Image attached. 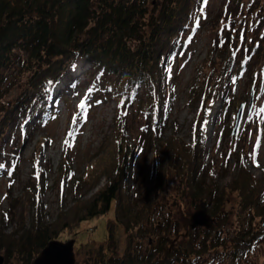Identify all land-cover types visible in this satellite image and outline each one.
<instances>
[{"label":"rangeland","instance_id":"rangeland-1","mask_svg":"<svg viewBox=\"0 0 264 264\" xmlns=\"http://www.w3.org/2000/svg\"><path fill=\"white\" fill-rule=\"evenodd\" d=\"M233 1L202 0L199 7L192 9L194 20L190 26H194L195 30L187 37L189 41L184 45V53L181 52L177 63L169 68L171 78L167 81L168 108L164 111L166 124L161 135L164 141L174 136L189 148L195 146V121L207 107V102L203 100L204 94L201 97L199 92V84L204 83L212 70L216 73L222 71V67L217 68L219 62L215 60V56L211 60L209 56L214 43L221 39L224 31L228 32V28L232 27L229 31L231 37H228L224 45L219 44V47L232 53L231 62L235 60L239 65L233 71H226L218 85L221 98L213 105L204 127L206 152L199 169L206 184L215 185L220 191L238 175L241 165L260 180L264 188V56L259 57L256 62L244 61L247 48L255 43L254 40L259 35H254L255 30L250 33L249 28L241 25L238 22L239 15L232 20L228 19ZM161 2L162 0H153L150 9ZM244 2L247 5L240 8L244 10L243 13L247 8H258L256 12L261 23L255 25L254 29L263 34L264 0ZM242 17L240 15V19ZM18 56L24 62V54L18 53ZM78 61L88 67L79 77L78 84L61 89L57 96L60 80L50 96V104L58 113L57 119L42 125L35 114L27 120L25 126L20 127L15 122L6 131L8 149L13 150L18 146L19 155L14 174L10 175L11 171L8 174L0 173V230L6 235L19 236L22 230L31 228L38 207L41 208V224L52 223L61 213L73 207L78 199L89 198L104 186L107 181L105 174H101L95 188H92L87 175L100 163L101 153L103 155L111 148L110 141L114 138L115 127H120V124L125 137L121 138L119 135L118 138H125L131 145L142 142V146L148 148L146 154L139 150L131 159L128 185L130 206L134 212H138L144 202H149L145 201L147 188L153 189L159 178L162 180V187L152 190L145 236L138 239L142 253L148 246L156 248L159 241V248L163 253L166 246L177 248L179 241L186 238L176 236L175 231L186 237L190 229L191 214L197 209L190 195L187 174L176 171L173 158L165 154L157 140L145 143L143 133L148 119L139 110V96L120 112L116 101L111 99H93L90 104L89 101L86 102L93 70L86 61ZM240 65H244L241 71ZM27 78L28 72L17 63L9 70L0 72V120L4 110L22 95ZM193 85L197 90L193 91ZM223 97L228 104L227 110L225 107L221 108ZM82 103L83 108L80 107ZM242 105H245L243 119L237 133L233 134ZM213 113L216 116L213 125H210ZM116 119L122 120L117 124ZM31 185L36 187V194L40 197L37 205L21 200L15 202V198L29 191L27 189ZM262 199L264 207V193ZM239 203L237 193L226 190L223 199L209 204L208 211L214 212L211 216L215 220L212 229L219 234L220 242L225 247L210 249L208 259L201 261H213L210 264H264V216L255 217L250 214L248 218H241ZM110 220L114 221L113 212L101 218L83 221L77 227L61 233L56 240H75V264H94L97 250L100 246H106L107 223ZM241 229L247 230L250 236L257 234V238L250 251L237 263L230 255V245H233L232 242ZM198 234L201 235V232ZM116 238L115 252H106L107 257L111 254L121 256L124 253L126 234L123 227H117ZM215 242L216 240L213 243ZM206 245L211 247L209 242ZM0 256L3 257V264H28L31 260L28 252L24 257L16 253L8 259L4 251L0 250Z\"/></svg>","mask_w":264,"mask_h":264},{"label":"trees","instance_id":"trees-1","mask_svg":"<svg viewBox=\"0 0 264 264\" xmlns=\"http://www.w3.org/2000/svg\"><path fill=\"white\" fill-rule=\"evenodd\" d=\"M201 1L162 0L151 10L153 0H0V72L9 70L15 63L22 65L24 71L28 72V81L22 95L4 110L0 120V165H3L0 173L8 174L11 171L10 175L14 174L18 162L16 158L19 147L9 150L6 144L5 135L9 126L16 122L23 127L35 114L42 125L57 119V110L50 104L53 88L74 62L83 60L93 70L86 102L89 101L90 104L93 99H111L116 101L120 112L139 96V110L148 119L143 133L145 143L157 140L165 154L173 158L176 171L187 174L195 208L199 207L201 201H206L209 206L212 201L223 199L224 191L229 190L237 193L240 198L241 218H248L250 214L263 217V185L244 166H240L238 175L225 184L221 191L215 185L206 184L205 177L199 170L206 152L204 127L213 105L221 98L218 85L224 78V73L233 71L239 65L235 60L231 62L232 53L219 47V44L224 45L228 37H231L229 31L232 27L228 28V32L224 31L221 39L214 43L209 56V60L215 56V60L219 62L217 68L222 67V71L216 73L212 70L204 83L199 84V92L201 97L204 94L203 100L207 102V107L195 121V146L189 148L174 136L164 141L161 136L166 124L164 111L168 108L167 81L171 78L169 68L177 63L179 54L185 51L184 45L189 41L187 37L195 30L194 26H190L194 20L192 9L199 7ZM243 2L244 0L233 1L228 19L232 20L239 15L238 22L249 28L250 33L255 30L254 35H259L254 40L255 43L247 48L244 56V61L256 62L259 57L264 56V33H258L254 29L261 18L257 15V7L247 8L243 13L244 10L240 8L247 5ZM240 15L243 16L242 19ZM262 22L264 23V18ZM18 53L24 54V62H21ZM243 68L244 65L239 66L240 71ZM194 90H197L195 85ZM224 107L227 110L228 104L223 97L221 108ZM116 120L118 124L122 119ZM119 126L115 127L114 138L110 141L111 148L103 155L101 153L100 163L87 175L92 188H95L101 174H105L107 181L104 186L89 198L78 199L73 207L61 213L52 223L41 224V208L38 205L30 229L22 230L19 236L6 235L0 230V250L4 251L6 258L10 259L16 253L24 257L28 252L31 257L28 264H33L48 243L56 240L64 231L77 227L83 221L101 218L113 212L114 221L107 223L106 246H100L97 250L94 264L213 262L201 260L208 259L207 255L212 248L225 246L220 242L216 231L203 227H190L186 237L176 230V236L186 238L179 241L177 248L166 246L163 253L159 248V241L156 248L148 246L142 253L138 239L145 236L152 190L158 186L161 188L162 180L159 178L153 189L147 188L145 201L149 202H144L140 210L134 212L130 206L128 185L131 159L139 150L146 154L148 148L145 145L143 147L142 142L131 145L125 138L121 139L125 136L122 135L120 124ZM27 190L29 191L16 197L14 201H28L37 205L40 197L36 194V187L31 185ZM210 214L214 215V212L210 211ZM119 226L123 227L126 234L124 253L121 256L111 254L107 257L106 252H115L116 229ZM255 238L257 234L250 236L247 230H239L233 245H230V255L237 263L250 251ZM208 242L210 248L206 245Z\"/></svg>","mask_w":264,"mask_h":264},{"label":"water","instance_id":"water-1","mask_svg":"<svg viewBox=\"0 0 264 264\" xmlns=\"http://www.w3.org/2000/svg\"><path fill=\"white\" fill-rule=\"evenodd\" d=\"M251 108V106H250ZM245 112V105H242L237 114L236 126L233 134H236ZM215 220L208 211L206 201H201L199 207L191 214L190 227H203L212 229ZM75 240L71 239L67 242L53 240L41 251L34 259L33 264H75L74 253ZM0 264H3V257L0 256Z\"/></svg>","mask_w":264,"mask_h":264},{"label":"bare ground","instance_id":"bare-ground-1","mask_svg":"<svg viewBox=\"0 0 264 264\" xmlns=\"http://www.w3.org/2000/svg\"><path fill=\"white\" fill-rule=\"evenodd\" d=\"M88 70V67H85L80 61L74 62L66 71L62 77L59 86L56 91H59L63 88H71L78 84L79 77ZM216 114L213 113L210 120V125H213L214 118Z\"/></svg>","mask_w":264,"mask_h":264},{"label":"snow or ice","instance_id":"snow-or-ice-1","mask_svg":"<svg viewBox=\"0 0 264 264\" xmlns=\"http://www.w3.org/2000/svg\"><path fill=\"white\" fill-rule=\"evenodd\" d=\"M80 107H81V108L84 107L83 103L80 105ZM2 167H3V165H0V168H2Z\"/></svg>","mask_w":264,"mask_h":264}]
</instances>
